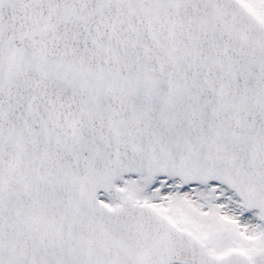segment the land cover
Segmentation results:
<instances>
[{
    "label": "snow or ice",
    "instance_id": "snow-or-ice-1",
    "mask_svg": "<svg viewBox=\"0 0 264 264\" xmlns=\"http://www.w3.org/2000/svg\"><path fill=\"white\" fill-rule=\"evenodd\" d=\"M0 264H264V0H0Z\"/></svg>",
    "mask_w": 264,
    "mask_h": 264
}]
</instances>
